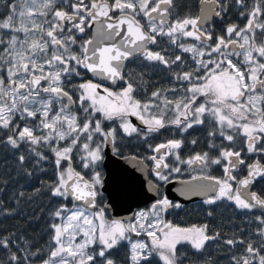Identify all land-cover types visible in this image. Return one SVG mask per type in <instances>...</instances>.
I'll return each mask as SVG.
<instances>
[{"label": "snow or ice", "instance_id": "snow-or-ice-1", "mask_svg": "<svg viewBox=\"0 0 264 264\" xmlns=\"http://www.w3.org/2000/svg\"><path fill=\"white\" fill-rule=\"evenodd\" d=\"M0 4V145L28 176V161L51 168L35 193L53 204L47 241L0 234V264H208L220 243L230 264H264V0ZM106 150L148 172L150 203L126 219L104 202ZM186 172L198 173L178 181L186 192L244 226L228 237L166 219L183 206L167 186Z\"/></svg>", "mask_w": 264, "mask_h": 264}, {"label": "trees", "instance_id": "trees-1", "mask_svg": "<svg viewBox=\"0 0 264 264\" xmlns=\"http://www.w3.org/2000/svg\"><path fill=\"white\" fill-rule=\"evenodd\" d=\"M5 2L11 3L12 0H5ZM188 2L189 0H177L182 13L185 10L184 5ZM7 10L0 4V18ZM224 23L242 24V21L235 13H229ZM148 76L151 78V84H158L161 87L170 86V78L165 74L155 72L149 73ZM87 78L88 76L85 79ZM121 148L125 154L133 150L123 144ZM27 168L29 171H33L32 176L25 174L24 169L18 163V156L14 154L13 150L0 145V213L6 210L12 212V215H0V234L15 233L17 236H23L25 239L33 241L34 244L43 245L48 239L49 212L53 204L47 192L41 191L37 194L35 189L42 187V181L52 179V171L50 167L47 171H34L32 161L27 162ZM21 192H23V196L20 195ZM192 208L196 210L195 213L194 211L178 213L180 215L179 226L201 223V215L205 208L200 204L191 206L190 209ZM209 210H212L211 220H209L210 231L218 230L231 237L234 231L245 224L244 218L234 207L211 206L207 208V212ZM237 234L240 233L237 232ZM232 254L226 245L220 243L218 247L210 248L207 254L210 257L208 264H230ZM2 255L3 253L0 252V256Z\"/></svg>", "mask_w": 264, "mask_h": 264}, {"label": "water", "instance_id": "water-1", "mask_svg": "<svg viewBox=\"0 0 264 264\" xmlns=\"http://www.w3.org/2000/svg\"><path fill=\"white\" fill-rule=\"evenodd\" d=\"M90 76V74H89ZM94 80L96 78H93ZM117 89L118 86L108 85ZM134 124H139L135 117H130ZM107 155L104 166L105 188L104 195L106 196V203L113 205L109 215L119 219H126L133 216L136 211L147 207L150 201L146 202L145 196L140 193H147L148 185L145 180L148 178L147 170H137L132 167V163L126 162L123 159L114 156L110 150H106ZM142 166H137L141 168ZM180 179L174 180L172 185L167 186L170 198L181 204H190L196 201H202L203 196L193 195L185 191V186L178 183ZM184 192V195L181 193ZM150 196L151 194L148 193Z\"/></svg>", "mask_w": 264, "mask_h": 264}, {"label": "flooded vegetation", "instance_id": "flooded-vegetation-1", "mask_svg": "<svg viewBox=\"0 0 264 264\" xmlns=\"http://www.w3.org/2000/svg\"><path fill=\"white\" fill-rule=\"evenodd\" d=\"M89 77L90 76H88V78ZM199 134L203 135L200 132H195L194 133V135H199ZM190 139H191V137H190ZM196 174H198V173H196V172H186L183 175H180V174L176 175L178 177H176L175 179L190 180L191 179V176L192 175H196ZM215 174L216 175H219V173H215ZM196 204H200V205H202L205 208V210L203 211V213L201 215L202 218H201V223L200 224L207 223L209 225V220H211V216H208L207 208H209L211 206H208V205L203 204V200L202 201L192 202V203L187 204V205L186 204H182L183 206L180 209L173 210L171 215L166 216V219L171 220L173 223H175L177 225H180L179 224L180 223L179 222L180 215L178 213H180L181 211L182 212L185 211L186 213H190V212H193L194 211V213H195L196 210L194 208L190 209V207L191 206H194ZM213 207H215V206H213ZM200 224L199 223H196L194 225H200Z\"/></svg>", "mask_w": 264, "mask_h": 264}, {"label": "rangeland", "instance_id": "rangeland-1", "mask_svg": "<svg viewBox=\"0 0 264 264\" xmlns=\"http://www.w3.org/2000/svg\"><path fill=\"white\" fill-rule=\"evenodd\" d=\"M176 175H178V174H176Z\"/></svg>", "mask_w": 264, "mask_h": 264}]
</instances>
